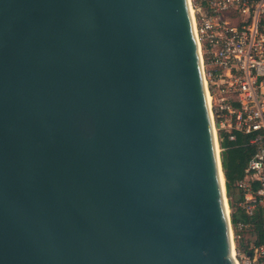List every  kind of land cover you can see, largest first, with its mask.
Masks as SVG:
<instances>
[{
	"label": "water",
	"instance_id": "95a60500",
	"mask_svg": "<svg viewBox=\"0 0 264 264\" xmlns=\"http://www.w3.org/2000/svg\"><path fill=\"white\" fill-rule=\"evenodd\" d=\"M220 172L188 0H0V264H236Z\"/></svg>",
	"mask_w": 264,
	"mask_h": 264
},
{
	"label": "built area",
	"instance_id": "2783aa9c",
	"mask_svg": "<svg viewBox=\"0 0 264 264\" xmlns=\"http://www.w3.org/2000/svg\"><path fill=\"white\" fill-rule=\"evenodd\" d=\"M188 5L218 156L221 142L235 140L237 133L252 147L235 184L241 193L236 208L246 220L233 224L232 210L228 214L232 240L246 232L251 239L236 251L237 264H264V240L255 243L252 231V219L264 218V0H188Z\"/></svg>",
	"mask_w": 264,
	"mask_h": 264
},
{
	"label": "trees",
	"instance_id": "16d2710c",
	"mask_svg": "<svg viewBox=\"0 0 264 264\" xmlns=\"http://www.w3.org/2000/svg\"><path fill=\"white\" fill-rule=\"evenodd\" d=\"M222 151L220 153L222 171L225 178V191L228 199L229 207L232 210L230 200L232 194L235 193V209L231 212V221L233 224L240 220H246L245 216L236 208V203L241 197V193L236 187V182L244 175L247 161L252 152V147L244 143V138L241 134L237 133L235 140L229 141L224 139L221 142ZM264 218L255 216L252 219V231L257 234L255 243H261L264 240V232L262 230ZM247 244V243H246Z\"/></svg>",
	"mask_w": 264,
	"mask_h": 264
},
{
	"label": "rangeland",
	"instance_id": "374dc122",
	"mask_svg": "<svg viewBox=\"0 0 264 264\" xmlns=\"http://www.w3.org/2000/svg\"><path fill=\"white\" fill-rule=\"evenodd\" d=\"M235 198H236V195L235 193L232 194V197H231V200H230V204L232 205V210H234L235 208ZM226 199H227V196H226ZM227 204H228V199H227ZM228 208H229V215H230V210L231 208L229 207V204H228ZM251 242V239L249 237V234L246 232L244 233V237L240 240L238 239H233V243H234V250L235 252L239 249L242 250V248L244 247V245L247 243L249 244ZM236 247V248H235Z\"/></svg>",
	"mask_w": 264,
	"mask_h": 264
},
{
	"label": "bare ground",
	"instance_id": "6f19581e",
	"mask_svg": "<svg viewBox=\"0 0 264 264\" xmlns=\"http://www.w3.org/2000/svg\"><path fill=\"white\" fill-rule=\"evenodd\" d=\"M190 9V8H189ZM190 13H191V10H190ZM191 17H192V14H191ZM198 47H199V45H198ZM206 95H207V93H206ZM209 98H208V95H207V100H208ZM213 132H214V130H213ZM214 136H215V133H214ZM215 139V138H214ZM215 146H216V152H217V154H218V150H219V147H218V145H217V142L215 141ZM220 178H221V182H222V184H223V181H224V177H223V173L222 172H220ZM224 205H225V210H226V213H227V215L229 214V208H228V204H227V199L224 197ZM232 253H233V256H234V260H235V262H236V264H237V259H236V257H235V250H234V243L232 242Z\"/></svg>",
	"mask_w": 264,
	"mask_h": 264
}]
</instances>
